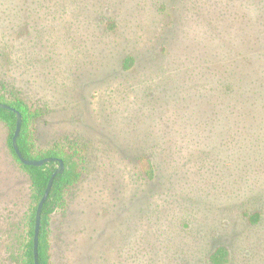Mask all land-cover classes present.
Listing matches in <instances>:
<instances>
[{
	"label": "rangeland",
	"instance_id": "1",
	"mask_svg": "<svg viewBox=\"0 0 264 264\" xmlns=\"http://www.w3.org/2000/svg\"><path fill=\"white\" fill-rule=\"evenodd\" d=\"M263 48L264 0H0V88L41 110L36 149L84 158L53 264H264ZM29 205L0 121V264Z\"/></svg>",
	"mask_w": 264,
	"mask_h": 264
},
{
	"label": "trees",
	"instance_id": "2",
	"mask_svg": "<svg viewBox=\"0 0 264 264\" xmlns=\"http://www.w3.org/2000/svg\"><path fill=\"white\" fill-rule=\"evenodd\" d=\"M222 47L223 46H218L217 51H223L224 49L221 50ZM240 49H243V46H240ZM261 54L262 55L260 58H263L264 60V50ZM260 58L258 59V62ZM225 59L226 57L223 56L221 59L217 60V63H220ZM133 61L134 58L132 56H126L122 60L123 69H129V67L132 66ZM220 68L223 70H228L232 69L233 66H227L226 64H222ZM220 81H222V77H220ZM232 85L233 84L227 83L225 86L226 90H231ZM0 102L9 104L10 106L20 111L22 115L21 129L17 137V146L22 156L24 158L32 159L47 157L52 158L51 161L45 162L41 166L23 164L16 155L11 143V139L15 130L16 115L12 110L0 107V121L3 122L5 127L7 128V143L10 152L13 155L15 161L21 167V169L27 174L30 181V205L27 215V238L21 247L22 264H34L33 231L36 207L44 193V190L51 174L54 172L56 166L58 165L57 160L62 159L65 164L64 171L60 174L55 175L50 193L43 204L38 235V264H53L51 261L50 253L51 216L56 210H63L66 207V193L79 181L82 174L84 158L80 156V150H78L77 148L65 149V147L60 146L58 144H54L52 147L43 150L36 149L30 132V125L34 124L35 120L42 115L41 110L39 108H33L32 105L28 104L22 98L14 94L7 93L4 89L1 88ZM261 110L263 112L264 118V105H261ZM225 113L226 111H223L221 113V116L223 118H226ZM196 121L200 122L199 116L196 117ZM204 124H208V122ZM140 161L141 163H143V161L146 163L145 165H142L146 169L147 175L149 177H152L154 168V163L152 162V159L147 156H143L142 158H140ZM246 217L251 224L258 223L261 218L259 211L246 213ZM227 254L228 252L226 248L224 246H219L208 256V263L224 264L227 262Z\"/></svg>",
	"mask_w": 264,
	"mask_h": 264
},
{
	"label": "water",
	"instance_id": "3",
	"mask_svg": "<svg viewBox=\"0 0 264 264\" xmlns=\"http://www.w3.org/2000/svg\"><path fill=\"white\" fill-rule=\"evenodd\" d=\"M0 107L10 109L16 115L15 130H14V133H13V136L11 139V143H12V147H13L16 155L18 156L19 160L25 165H33V166H41L45 162L51 161L52 158H50V157L32 159V158H24L22 156V154L19 151V148L17 146V137H18L20 129H21L22 115H21L20 111H18L14 107H12L9 104H6L4 102H0ZM57 162H58V165L56 166L54 172L51 174V176L47 182L46 188L44 190V193H43L40 201L38 202L37 207H36V211H35L34 231H33L34 264H38L37 246H38V235H39V229H40L42 207H43V204H44L45 200L47 199V197L50 193L55 175L62 173L65 169V164H64V161L62 159H58Z\"/></svg>",
	"mask_w": 264,
	"mask_h": 264
}]
</instances>
